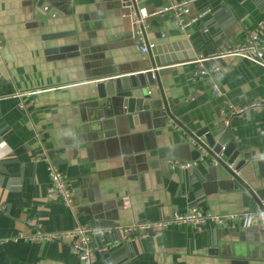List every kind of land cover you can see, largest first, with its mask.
I'll return each instance as SVG.
<instances>
[{"label":"crops","instance_id":"obj_1","mask_svg":"<svg viewBox=\"0 0 264 264\" xmlns=\"http://www.w3.org/2000/svg\"><path fill=\"white\" fill-rule=\"evenodd\" d=\"M37 1L0 0V238H10L0 243V264H80L66 242L24 238L77 224L99 230L96 264H264L258 225H171L146 238L124 237L120 229L192 206L249 211L245 189L216 170L209 156L187 168L172 161L191 160L182 146L201 129L216 139L229 131L246 160L242 179L264 187L256 165L264 161V67L218 57L251 33L264 38V0H196L192 15L210 11L186 31L172 14H153L180 0L140 4L151 20L147 31L156 27L167 55L184 61L165 66L171 69L163 82L171 116L146 115L133 126L117 103L101 104L96 87L99 79L148 63L127 7L120 0H67L70 14L36 19ZM71 43L79 44L77 55L48 53ZM186 43L195 59L185 56ZM216 66L221 95L200 72ZM254 102L260 104L235 115L227 108ZM111 130L115 134L105 136ZM50 163L72 189L70 206L47 197Z\"/></svg>","mask_w":264,"mask_h":264},{"label":"water","instance_id":"obj_2","mask_svg":"<svg viewBox=\"0 0 264 264\" xmlns=\"http://www.w3.org/2000/svg\"><path fill=\"white\" fill-rule=\"evenodd\" d=\"M145 0H120L123 7H127V14L132 18V25L135 33L142 31L146 42L152 43L153 46L148 48L144 53L148 63L135 71L117 73L97 81V93L101 99V104L110 103L121 107L120 116L127 118L129 124L133 126L140 118H145L146 115L152 117L171 116L168 102L166 99L163 82L166 75L169 74L170 68L165 67L171 64L184 61L179 60L174 54L167 55L162 46L167 42L166 39L156 37V27L152 28V32H148L146 27L150 26V18H144V21L139 24L135 22L142 16L140 4ZM72 12L67 0H38L35 3L34 14L36 19H52L63 15H68ZM186 57L195 59L196 55L191 51V47L186 43ZM190 49V50H189ZM80 46L77 43L62 45L58 48H53L48 53L55 54L61 58L77 55ZM172 58V59H171ZM172 60V61H171ZM189 60V59H188ZM125 116V117H123ZM105 136L114 135L115 131L111 130L104 133ZM231 133L225 131L218 139L207 129L191 135L190 138L196 142L208 153L207 155L217 162L216 170L224 171L228 176L236 179L245 189L243 199L245 206L250 211H256L258 208H264V187L251 184L249 181H244L241 177L242 170L246 165L245 159H240V150L237 149L236 143L230 139ZM190 138L182 146L191 151V160H196L201 156V151L190 143ZM184 158V157H182ZM140 161L139 157L135 158ZM188 160V159H187ZM213 165V164H212ZM260 175L264 178V161H256ZM240 171V174L238 171Z\"/></svg>","mask_w":264,"mask_h":264},{"label":"built area","instance_id":"obj_3","mask_svg":"<svg viewBox=\"0 0 264 264\" xmlns=\"http://www.w3.org/2000/svg\"><path fill=\"white\" fill-rule=\"evenodd\" d=\"M196 0H180L175 2H169L167 5L157 9L153 14L170 13L174 17L175 24L182 30H188L200 23L203 17L209 13V9H205L195 15L190 13V4ZM145 12L143 10L140 19H136V23L144 21ZM207 29H204L206 31ZM139 42L140 51L145 53L148 48L153 46L152 43L146 42L145 37L141 30L136 34ZM3 38L0 33V49H2ZM234 56L247 59L253 63L259 64L264 67V38L256 33H251L246 40L234 47L224 49L219 52L218 57ZM204 57L199 59V62L204 60ZM220 70L219 66L214 67L211 71L202 69L200 72L208 75V80L212 85V91L215 95H221L222 90L215 82L213 74ZM260 103L254 102L248 105L235 107L228 103L227 108L231 115H235L243 112L250 106L259 105ZM229 121H226V124ZM178 128L179 125L175 124ZM190 143L201 151V156L196 160H181L175 159L172 161V167L187 168L191 165L202 161L205 155L208 153L196 142L195 139L190 138ZM208 156V155H207ZM212 164L217 165V162L212 159ZM48 174L50 178V186L47 189L48 198H60L65 205H72L73 192L70 188L68 181L59 168L50 163L48 165ZM241 170L238 171L240 173ZM3 205H0V211L3 209ZM227 223H244L245 226L258 225L264 229V208H258L256 211H244L237 213L220 214L211 210H206L201 206H192L187 208L183 212H173L170 217L161 220L146 221L142 223H130L122 225L120 227L124 237H142L146 238L151 235L152 232L160 231L168 228L171 225L180 224H193L204 226L206 224L224 225ZM98 229H91L82 224H77L75 227L67 230L54 231L49 233H36L30 236H24L26 240H45V241H61L66 242L71 250L78 256L80 264H96L98 248L93 243V236L98 232ZM20 236V235H19ZM18 236V237H19ZM18 237H14L17 239ZM10 238H0V243L7 242ZM19 239V238H18Z\"/></svg>","mask_w":264,"mask_h":264}]
</instances>
